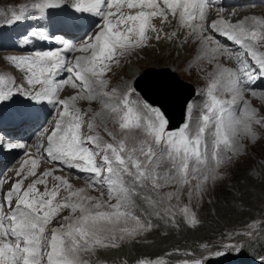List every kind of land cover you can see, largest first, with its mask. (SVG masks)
<instances>
[{
	"label": "snow or ice",
	"instance_id": "snow-or-ice-1",
	"mask_svg": "<svg viewBox=\"0 0 264 264\" xmlns=\"http://www.w3.org/2000/svg\"><path fill=\"white\" fill-rule=\"evenodd\" d=\"M58 6L59 0H43L34 5L48 9ZM212 6V0H163V6L159 0H77L76 12L94 13L104 23L79 49L68 43L64 48L68 52H90V55L77 57L75 63L60 51L10 57L16 68L28 74L29 85L41 86V91L31 98L55 100L62 111L54 130L37 146L40 156L56 163L57 168L37 175L39 160H26L16 172L17 179L0 195V264H89L82 252L96 247H118L125 238L132 239L153 227L150 220H142L135 214L134 197L153 207L156 215H160L162 206L163 212L171 216V207L166 201H171L179 192L161 194V189L170 184L183 186L195 179L200 190L210 179H222L219 169L233 157L246 153L243 140L247 138L254 144L262 138L254 126L264 128V115L246 97L250 93L251 97L264 101V90L254 88L258 80L264 81V51L255 46L256 41H264V17L245 16L233 23L220 16L209 22L208 10ZM125 8L135 11L124 12ZM12 15L16 21L23 19L15 12ZM169 15L188 30L186 35L192 37V43L213 54H227L237 64L236 69H223L232 100L224 101L209 90L210 102L200 122L195 127L186 122L175 130L169 129V121L160 107L147 103L133 106L130 97L135 90L132 87H127L123 94L117 88L107 91L109 82L105 79L112 64L119 63L118 56L138 46L147 47L146 42L152 38L149 32H155L157 40L161 39V33L169 40L177 38L176 32L169 34L152 24L153 18L168 23ZM209 32L213 35L205 34ZM215 34L234 42L240 50L233 53ZM61 69L70 75L54 83L53 75ZM5 83V77L0 76V85ZM68 84L73 89L79 87L85 94L58 99L57 93ZM216 87L214 82L211 89ZM12 95L11 89H0V102ZM97 98L113 122L118 123L124 138L118 139L105 122L104 131L111 141L105 140L96 131V117L101 113L86 121L87 114L76 106L77 99ZM229 104H238L239 111L234 112ZM18 118L27 119L28 114L20 112ZM85 124L87 134L82 132ZM134 129L140 130L143 138L136 141L133 135L129 142ZM7 147L24 148L25 145L9 143ZM63 168L88 173L89 187L100 190L101 196L106 189L109 200L117 202H104L88 195L85 188H74L65 176L54 175ZM29 177L35 179L25 186ZM49 178L53 181L51 188ZM38 185H44V191ZM65 209L70 215L63 216L58 227L49 229ZM183 213L189 217L188 223H197L188 207ZM128 220L134 221L135 226L117 229V225ZM48 232L51 234L47 235ZM240 248L239 244H226L213 255L220 257ZM140 264H165V261L141 260ZM183 264H204V261L192 259Z\"/></svg>",
	"mask_w": 264,
	"mask_h": 264
},
{
	"label": "rangeland",
	"instance_id": "rangeland-1",
	"mask_svg": "<svg viewBox=\"0 0 264 264\" xmlns=\"http://www.w3.org/2000/svg\"><path fill=\"white\" fill-rule=\"evenodd\" d=\"M38 1L39 3L43 2L42 0H0V76H4L5 79L7 77V79L11 81L10 82L11 86L14 85V82H16L17 80L20 81L23 79L21 73L16 71L15 73H13L12 70L15 69L14 66L12 65L13 62L11 61L10 57L21 55L20 51L16 50V47H18L19 50L22 49L21 46H17L18 44L17 39L20 37L19 34L26 32L27 29L20 30L19 32L15 30H18L19 27L27 28V25L25 22L21 20L12 21L9 15L12 8H17L16 12L19 15L18 12L19 5L25 4V5H29L28 7H30L32 4L38 3ZM64 1L72 3V0H64ZM252 6H259L264 8V6L261 5H247L242 8L244 9L251 8ZM262 8H256L252 12L257 13L258 17L260 15L261 16L263 15L262 17H264V9ZM3 9L5 10V12L3 11ZM225 19L231 20V22L233 23L240 20V19H233L232 17L229 18L227 17ZM175 22L176 20L171 18L169 19L168 22L169 24L166 27L165 26L160 27V29H163V31L166 32L167 27L170 24H174ZM176 31L177 30H173L168 33L171 34L172 32H176ZM205 34L210 35V33H205ZM175 39L169 40L167 38H164L163 33H161L160 42H158L159 40L157 39L156 42H152L151 44L147 42V47L143 49L132 50L131 52L125 53V56L117 58L119 60V63L118 64L113 63L111 66V71L108 72L105 77V79L109 82L106 90L111 91L112 88H117L119 92L123 94L126 88L130 86L135 90L134 93L136 94L137 98L144 100L142 93L138 90L139 86L145 85L147 83L152 84L153 82H160L162 81L163 75L168 76L170 73H173L174 75L177 76V78L180 81L193 86L197 91L196 98L194 97L188 105L187 113L185 117V123L187 122L190 124L191 127H195L200 122L201 116L205 114L207 105L210 102V98L208 96L209 90H212L217 97L219 96L218 98L224 101H231L232 93L229 90H225L227 83L226 73L223 72L220 73L224 77L220 74H216L215 76H212V78L210 79L209 73H211V70H209L210 68L208 69L209 65L208 66L203 65V67L200 70L194 68V65H196V63L199 61L198 60L189 61L186 58L187 54L191 53L189 49L188 51H186L185 54L180 53L178 51V48L175 47L174 45L177 43L181 45H187V44L183 40L175 42L174 41ZM161 42H165V43H161ZM255 46L260 51H264V41H256ZM235 52L238 51H233V53ZM225 55L227 56V54ZM78 56H86V55H84V52L80 51L78 52ZM148 57L151 59H148ZM132 59L133 60L141 59L142 66L138 68L135 76L131 78V80H128L130 75L129 65H130V60ZM226 59H227L226 61L227 63L224 61V63L226 64H222L223 65L222 69L237 68V64L234 59H229L228 56ZM121 60L123 61L121 62ZM149 69H155L161 71H152ZM164 70H168L170 72L169 73L167 72L165 74ZM214 82H217V87L215 89H211V86ZM0 89L5 90L6 89L5 84L0 85ZM141 89L143 90L144 87H141ZM256 90L260 91L262 89L257 88ZM77 94L84 95L81 92L79 93L77 89L71 88L70 91H68L67 93V97H64L65 94H63V99H66L69 96L77 95ZM247 95L249 97L250 93ZM248 99L252 101V105L254 107H257L259 109L260 115H264V101H261L257 98H253L251 96ZM5 101L0 102V112H2L3 110ZM144 101L143 103H145ZM76 106L80 108L82 113L87 114L85 116L86 121H90L95 113H101V116L96 117V123L98 125L96 131L99 132L100 135L105 140L111 141V138L104 131L105 122L107 124L108 129L114 132L118 139L124 138V133H122L121 130L119 129L118 123L113 122V120L110 118L108 114V110L103 108V105L101 104L99 98L95 100L77 99ZM237 106L235 107L237 108ZM254 127L258 135L262 138L257 139L254 144L250 142L247 138L243 140V143L247 145L246 153L242 154L238 158L233 157L230 163L223 165L219 169L220 173L223 176L222 179L218 178L215 181L210 179L203 185L202 189L200 190L196 188L197 181L195 179L191 180L189 184L183 186L170 184L165 188L161 189L160 190L161 194H166L168 192H177V191L179 192V195L173 197L171 201H166V204H169L171 207V213H172L171 216H168L163 212L162 206H161L160 215H156L153 207L149 206L140 197H134L135 214L139 215L142 220L145 221L150 220L152 225L159 224L162 227L164 226L168 228L181 226L179 227V230L180 228H182V226H188L190 228H195V227L199 228L204 223H207V218L211 216V214L208 212V210H205V208H211V210L213 211V207H215V205H217L218 203L216 194L221 196L225 191L227 192L230 191L233 192V190L235 191V189L233 188V186L235 185L234 181L237 180L239 176L244 174L246 177L251 178L254 182H257L258 184L264 183V128L258 125ZM84 129H85V134H87L88 129L86 124L83 127L82 131ZM133 135L135 136L136 141H139L140 139L143 138L142 132L138 129H134L132 133H130L129 135V142H132L131 136ZM25 161H26V157L23 156L15 164V166L19 164L18 165L19 167L15 168L14 170H11L12 168L11 167L9 171L8 169L5 171V174L6 172L9 174H7L5 178L2 180L3 185L11 184V181L13 180V175H14V181L17 179L16 172L24 164ZM166 166L167 165H164V167ZM48 169H55V168L41 167L40 169H38L37 175ZM54 175L65 176L66 178L69 179L70 183L73 185L74 188H85L87 190V194L90 196L97 197L98 199L111 204H115L117 202L114 199L109 200V198H105L104 195L101 196L100 190L92 189L91 187H89V185L84 184L77 176H75L72 173L62 170H57L54 172ZM33 179H35V177H29L28 179H26L25 186H27V184L30 183ZM52 184L53 181L51 178H49V185H48L49 188L52 187ZM38 188L40 189L41 192L44 191V185H38ZM189 193H191V195H189ZM236 196L238 197L239 194L237 193ZM153 198L156 199V197ZM254 202L257 203V205L253 208V210H249L248 212L241 213L242 222L240 224L233 227L231 231H227L229 230L226 229V226H228V224L225 223L220 227L222 228V230L219 232V235L210 244L192 243L190 247H187L186 249L178 252V254L183 257L181 260L194 259L200 255L206 256L209 255V252L213 255L214 251L223 250L226 244H233V243L239 244L241 246L240 250H243L244 247H248V245H251L252 243L256 242L260 244L261 242H264V190L263 192L261 190H255ZM232 204L233 206H236L239 211L244 209L243 205L240 204L238 200L233 201ZM185 207L189 208L190 214H194V218L197 220V223L195 224L188 223L189 217L185 216L183 213V209ZM68 215H70L69 210L65 209L64 211H62L59 214V216H57L48 226L49 229L53 227H58L60 225L61 218L63 216H68ZM134 226H135V222L128 220L127 223L121 222L116 227L117 229H119L121 227L131 228ZM153 228L154 227L140 233L139 235L135 236L132 239L125 238L123 241L120 242L118 247H104V248L96 247L91 251L82 252L81 255L84 259L88 260L89 264H119V263H105V262L96 263L95 258L99 254L104 255L106 257V253L108 252L112 253L115 256H118L120 254L127 255L128 253H132L131 249L136 248V245L141 244L143 242L145 243L149 242L148 240H153L155 238L151 234ZM221 232L223 233L221 234ZM46 234L50 235L51 233L48 232ZM129 255L132 256V254ZM220 258H222V256H220ZM160 259H163L165 261V264H171L170 260L167 257ZM134 264H140V262L138 263L135 262Z\"/></svg>",
	"mask_w": 264,
	"mask_h": 264
},
{
	"label": "trees",
	"instance_id": "trees-1",
	"mask_svg": "<svg viewBox=\"0 0 264 264\" xmlns=\"http://www.w3.org/2000/svg\"><path fill=\"white\" fill-rule=\"evenodd\" d=\"M148 91L150 92V90ZM151 93H154V91L151 90ZM234 182L235 185L233 188L235 191H225L221 196L216 194L218 203L215 207H213V211L211 208H205L211 216L207 218V223H204L201 227L190 228L188 226H182L179 230V227L181 226L168 228L164 226L162 227L159 224H153L154 228L151 232V234L155 237L153 240H148L149 242H143L136 245V248L131 249L132 253H128L127 255L120 254L115 256L108 252L105 257L104 255L99 254L96 256L95 262L134 264L135 262L138 263L141 260H156L167 257L170 262L173 263L183 258L178 254V252L190 247L192 243H212L222 230V228H220L222 225L225 223L228 224L226 229H229L227 231H231L233 227L242 222L241 213L253 210V208L257 205V203L254 202L255 190H261L262 192L264 190V183L258 184L251 178L246 177L244 174L239 176V178ZM235 192L236 194H239L238 197ZM237 200L243 205L244 209L241 211H239L238 208L232 204L233 201ZM223 232H221V234ZM246 251L247 253L251 252V255L253 256L255 253L252 254V251L262 253L264 255V242H261L260 244L256 242L252 243L246 247ZM129 254H132V256Z\"/></svg>",
	"mask_w": 264,
	"mask_h": 264
},
{
	"label": "bare ground",
	"instance_id": "bare-ground-1",
	"mask_svg": "<svg viewBox=\"0 0 264 264\" xmlns=\"http://www.w3.org/2000/svg\"><path fill=\"white\" fill-rule=\"evenodd\" d=\"M43 1V0H42ZM73 2V0H72ZM159 3H161V6H163V0H159ZM256 8H262V7H259V6H252L251 8H226V9H223L225 11H223L222 13H219V10L218 11H212L210 13V15L208 16V21L211 22V20L213 19H217V18H220V16H222L223 18H229V17H232L233 19H243L245 16L247 17H252V16H257L258 17V14L255 13V12H252L254 11ZM264 9V8H262ZM234 12V13H233ZM261 12V11H259ZM254 13V14H253ZM234 15V16H233ZM263 16V15H262ZM261 15L259 17H262ZM172 16H169V19H171ZM171 21V20H170ZM231 21V20H230ZM152 24L155 25L156 28L160 29V27L162 26H167L169 23H162L161 22V19L160 18H154ZM173 30H177V38L174 40L175 42L177 41H184L187 45H181V44H175L174 46L178 48V51L182 54H185L186 51H188V49L191 51V53H188L187 54V59L189 61H193V60H198L199 62L196 63V65H194V68L200 70L203 65H206L208 67L209 70H211V73L210 74V79L212 78V76H215L216 74H220L221 72H223V69H222V64H226L227 62V56L225 54H221L220 52H217L215 54H213L210 50H203L200 48L199 44L196 43H192V37L191 36H187L186 33L188 32L187 29L185 28H181L177 21L174 23V24H170L168 27H167V30L166 32H170V31H173ZM97 33V32H96ZM149 35L152 37L151 40H149L148 42L151 44L152 42H156V34L155 32H149ZM160 42V40L158 41ZM167 42V41H166ZM183 42V43H184ZM161 43H165V42H161ZM166 46V45H165ZM171 46V45H170ZM157 47V46H156ZM145 47H139V48H135L134 50L136 49H143ZM156 49V48H155ZM168 49V48H167ZM148 50V49H147ZM170 51V50H169ZM238 51V50H236ZM158 52V51H157ZM178 52V53H179ZM90 53V52H89ZM89 53H84V55H88ZM147 54V53H146ZM148 55V54H147ZM153 58V57H152ZM229 58V57H228ZM124 59V58H123ZM148 59H151L148 57ZM155 59V58H154ZM123 60H121L122 62ZM142 60L141 59H132L130 60V65H129V78L128 80H131V78H133L138 70V68H140L142 66ZM224 61L226 63H224ZM126 68V67H125ZM128 68V67H127ZM164 73L166 74V71H164ZM128 75V74H127ZM132 75V76H131ZM222 75V74H220ZM223 76V75H222ZM169 77V76H166V78ZM224 77V76H223ZM164 75H163V78L162 80H164ZM218 79V77H217ZM18 81V80H17ZM221 81V80H220ZM219 82V81H218ZM219 84V83H218ZM150 83H147L145 85H141L139 86L138 90L142 93L145 92L146 90V87L149 86ZM260 85V84H258ZM144 86V90H141V87ZM71 88H68L65 90L64 92V97H67V93L68 91H70ZM225 90H228V86H227V83H226V87H225ZM222 93V92H221ZM228 93V92H226ZM225 94V92H224ZM226 96V95H225ZM251 96V95H250ZM249 96V97H250ZM219 97V96H218ZM248 95L246 98H249ZM238 105V104H237ZM237 105H232L233 108H231L234 112H238L239 111V108ZM237 106V108L235 107ZM29 160V156L26 157V160ZM21 162V161H20ZM19 164H17L16 166H14L15 168L19 167L18 166ZM39 173V172H38ZM9 174V173H7Z\"/></svg>",
	"mask_w": 264,
	"mask_h": 264
},
{
	"label": "water",
	"instance_id": "water-1",
	"mask_svg": "<svg viewBox=\"0 0 264 264\" xmlns=\"http://www.w3.org/2000/svg\"><path fill=\"white\" fill-rule=\"evenodd\" d=\"M149 70L161 71L155 69ZM164 71L166 73L170 72L168 70ZM168 76L167 78L164 76V80L160 82H153L147 86L143 95L147 100L162 108L169 120V129L174 130L185 122L188 105L196 96V90L193 86L180 81L173 73H170ZM151 90L154 93H151Z\"/></svg>",
	"mask_w": 264,
	"mask_h": 264
}]
</instances>
